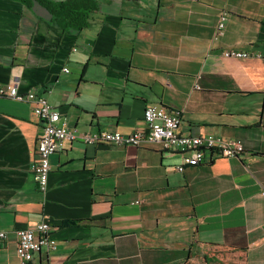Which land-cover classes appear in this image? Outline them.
Segmentation results:
<instances>
[{"label": "crops", "instance_id": "0c3cea01", "mask_svg": "<svg viewBox=\"0 0 264 264\" xmlns=\"http://www.w3.org/2000/svg\"><path fill=\"white\" fill-rule=\"evenodd\" d=\"M98 2L87 28L66 30L38 2L0 0V83L18 67L19 91L78 133L142 130L154 104L181 112V134L240 139L246 153L178 172L186 154L160 145L66 142L44 193L43 121L0 97V264H22L16 231L42 220L57 247L26 264H264V0Z\"/></svg>", "mask_w": 264, "mask_h": 264}, {"label": "built area", "instance_id": "2783aa9c", "mask_svg": "<svg viewBox=\"0 0 264 264\" xmlns=\"http://www.w3.org/2000/svg\"><path fill=\"white\" fill-rule=\"evenodd\" d=\"M227 12H223L218 20L215 37L225 34ZM222 56L227 59L260 58L257 52L225 49ZM68 72L67 68H64ZM20 70L14 67L10 80L0 83V97L13 98L32 104L34 114L43 121V131L38 140L33 166L34 178L38 189L46 192L48 189L49 174L51 171L50 157L63 150L66 142H82L86 145H134L143 147L160 145L164 151L186 154L183 162L175 167L183 172L186 166H197L206 162L207 158L213 161L217 158L238 157L246 153L244 143L240 139L222 138L214 134L184 135L178 130L182 123L180 111H171L154 104L144 110L145 127L130 134L118 131L83 132L78 133L68 125L66 116L45 98L30 90L25 93L19 91ZM196 88H200L196 85ZM53 226L42 220L32 228L16 231L18 238L17 255L22 264L34 259L36 253L42 249L55 250L57 241L52 236ZM11 233L9 226L0 227V243L8 239Z\"/></svg>", "mask_w": 264, "mask_h": 264}, {"label": "trees", "instance_id": "16d2710c", "mask_svg": "<svg viewBox=\"0 0 264 264\" xmlns=\"http://www.w3.org/2000/svg\"><path fill=\"white\" fill-rule=\"evenodd\" d=\"M28 7L35 2L41 4L51 14L52 19L63 29L82 30L87 28L93 14L99 8L98 0H16Z\"/></svg>", "mask_w": 264, "mask_h": 264}]
</instances>
